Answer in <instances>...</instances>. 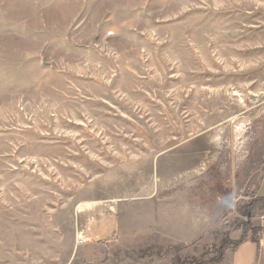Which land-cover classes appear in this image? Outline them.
I'll return each instance as SVG.
<instances>
[{
    "label": "rangeland",
    "instance_id": "rangeland-1",
    "mask_svg": "<svg viewBox=\"0 0 264 264\" xmlns=\"http://www.w3.org/2000/svg\"><path fill=\"white\" fill-rule=\"evenodd\" d=\"M263 168L264 0H0V264H228Z\"/></svg>",
    "mask_w": 264,
    "mask_h": 264
},
{
    "label": "crops",
    "instance_id": "crops-1",
    "mask_svg": "<svg viewBox=\"0 0 264 264\" xmlns=\"http://www.w3.org/2000/svg\"><path fill=\"white\" fill-rule=\"evenodd\" d=\"M258 198H264V168L257 189ZM257 218L256 241L243 242L228 259V264H264V205Z\"/></svg>",
    "mask_w": 264,
    "mask_h": 264
},
{
    "label": "trees",
    "instance_id": "trees-1",
    "mask_svg": "<svg viewBox=\"0 0 264 264\" xmlns=\"http://www.w3.org/2000/svg\"><path fill=\"white\" fill-rule=\"evenodd\" d=\"M255 202L264 205V198H258ZM252 241H256V238H253Z\"/></svg>",
    "mask_w": 264,
    "mask_h": 264
}]
</instances>
